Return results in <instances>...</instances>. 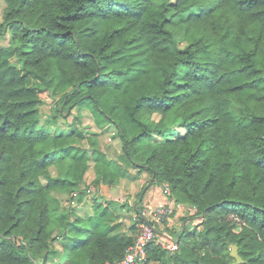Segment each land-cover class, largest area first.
<instances>
[{
    "label": "trees",
    "instance_id": "1",
    "mask_svg": "<svg viewBox=\"0 0 264 264\" xmlns=\"http://www.w3.org/2000/svg\"><path fill=\"white\" fill-rule=\"evenodd\" d=\"M2 18L0 264H49L60 236L55 264L125 255L149 214L130 234L110 203L82 216L91 164L96 191L149 172L195 210L177 249L156 239L146 264H232V244L236 264H264V0H5ZM43 91L113 127L120 158L83 128H44Z\"/></svg>",
    "mask_w": 264,
    "mask_h": 264
},
{
    "label": "rangeland",
    "instance_id": "2",
    "mask_svg": "<svg viewBox=\"0 0 264 264\" xmlns=\"http://www.w3.org/2000/svg\"><path fill=\"white\" fill-rule=\"evenodd\" d=\"M156 2H162L164 0H154ZM5 6V0H0V22L3 18V9ZM181 35H179L180 37ZM185 44V43H184ZM9 45V35L0 36V46ZM15 63L20 65L16 59L13 60ZM42 104H41V125L44 128L50 130L54 133H59L61 131L68 132L73 127L77 126L84 129L88 139L84 144L88 145L87 142H90L91 145L100 147L103 151L107 152L112 158H120L123 149L122 142L119 137L111 135L115 130L113 127H110L108 130L103 131L97 128L93 123L92 115L84 110L78 112L77 109H73L71 112H68L67 109L64 112L54 109L55 104L57 103V98L52 94L43 91L42 93ZM68 160L64 161L62 171L66 173L68 169ZM96 166L91 164L87 173L84 182L81 187L83 189L95 186L94 181L96 178ZM53 172H57V168L52 167ZM136 172L135 170H132ZM152 176L149 172H145L139 175L136 179L122 178L117 184L108 186L104 184L101 189L90 194L89 198H86V202L82 207L78 206V212L84 216L85 214H94L95 204L98 202L101 203H110V209L114 211L117 215V222L120 224V228L127 234L133 232L132 226L135 222L139 220V210H145L146 212L154 208L153 204L150 203L149 198V189L151 188ZM162 188L161 184H155ZM98 194L97 198H94ZM58 195L62 200V207H67L68 201H70V196L63 191H58ZM71 208V206H68ZM176 209V208H175ZM173 210L167 219V224L162 229L164 230L167 239L175 241L180 233L186 229L187 223L190 228L193 229L195 224H198L199 221H193V215L195 213L194 209L184 208L183 214L174 217L175 211ZM169 223V224H168ZM78 224L82 225L83 222ZM64 236H60L55 242L56 254L51 257L49 264H55L57 260L61 262L65 258L66 253H64ZM158 241L165 243L166 240L158 238Z\"/></svg>",
    "mask_w": 264,
    "mask_h": 264
},
{
    "label": "built area",
    "instance_id": "3",
    "mask_svg": "<svg viewBox=\"0 0 264 264\" xmlns=\"http://www.w3.org/2000/svg\"><path fill=\"white\" fill-rule=\"evenodd\" d=\"M162 190L165 195L171 196L168 184H163ZM95 191V186L89 187L87 189V196L90 197V194ZM71 202L75 204V200ZM67 204H69V202ZM171 212L172 207H170L168 203L160 204L152 208L149 211L148 219L137 225V232L133 243L128 247L125 255L115 264H146L148 261V246L152 241L158 238L166 240L164 244H166L170 250H176L177 242L167 239L164 230H162L167 224V219Z\"/></svg>",
    "mask_w": 264,
    "mask_h": 264
},
{
    "label": "crops",
    "instance_id": "4",
    "mask_svg": "<svg viewBox=\"0 0 264 264\" xmlns=\"http://www.w3.org/2000/svg\"><path fill=\"white\" fill-rule=\"evenodd\" d=\"M163 186V185H162ZM149 198H150V204L155 207L157 205L160 204H166L168 203L170 205V207H172V211L175 209V215L174 217L183 214V209L184 208H190L193 209L190 206H187L185 204H176L174 198H172L171 196H167L163 193V190L161 187L153 184L151 185V188L149 189ZM87 199H84L83 202L77 204L79 207H82L84 205V203L86 202ZM77 206V207H78ZM169 224V223H168Z\"/></svg>",
    "mask_w": 264,
    "mask_h": 264
},
{
    "label": "water",
    "instance_id": "5",
    "mask_svg": "<svg viewBox=\"0 0 264 264\" xmlns=\"http://www.w3.org/2000/svg\"><path fill=\"white\" fill-rule=\"evenodd\" d=\"M231 255H232V257H234L236 259V263L242 262V258L238 252V246L236 244H232ZM236 263H232V264H236Z\"/></svg>",
    "mask_w": 264,
    "mask_h": 264
}]
</instances>
